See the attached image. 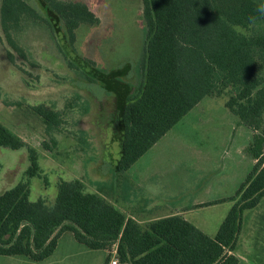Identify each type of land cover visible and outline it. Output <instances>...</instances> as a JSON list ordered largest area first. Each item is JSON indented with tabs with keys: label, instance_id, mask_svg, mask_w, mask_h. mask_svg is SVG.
Wrapping results in <instances>:
<instances>
[{
	"label": "trees",
	"instance_id": "trees-1",
	"mask_svg": "<svg viewBox=\"0 0 264 264\" xmlns=\"http://www.w3.org/2000/svg\"><path fill=\"white\" fill-rule=\"evenodd\" d=\"M141 2L146 34L139 85H131L121 69H97L95 78L120 96L115 122L122 148L114 169L128 170L204 97L226 95L228 109L254 130L247 150L255 163L236 194L224 199L233 201L232 207L211 237L177 214L143 225L106 195L87 191L79 178L61 179L52 204L44 198L31 200V178L47 181L39 152L0 122V146L27 147L29 157L25 179L0 193L1 255L44 261L69 231L88 248L107 250L104 264H109L114 245L121 264H239L235 250L243 214L264 198V14L257 11L264 0ZM38 3L41 9L28 0H1V26L13 63L14 51L28 58L20 34L30 23L44 22L52 33L60 28L73 45L81 24L99 21L81 1ZM28 107L56 144L52 134L64 122L63 113L45 104Z\"/></svg>",
	"mask_w": 264,
	"mask_h": 264
},
{
	"label": "rangeland",
	"instance_id": "rangeland-1",
	"mask_svg": "<svg viewBox=\"0 0 264 264\" xmlns=\"http://www.w3.org/2000/svg\"><path fill=\"white\" fill-rule=\"evenodd\" d=\"M28 1L41 9L38 0ZM76 1L86 3L99 21L81 24L73 45L60 28L52 33L44 22L30 23L20 34L28 58L14 51L16 63L9 59L0 15V122L38 150L47 177L31 178L30 199L52 204L61 179L79 178L87 191L106 195L124 213L139 212L143 225L187 209L200 221L213 220L232 201L204 204L234 196L254 166L247 150L254 130L228 109L226 95L206 96L128 170L116 172L120 96L95 78L97 69H121L131 85H139L146 34L142 2ZM39 104L63 113L64 122L52 134L56 144L28 107ZM28 165L27 147L0 146V193L25 179ZM237 244L239 264H264V198L244 212ZM107 256V250L88 248L67 231L44 261L0 254V264H104Z\"/></svg>",
	"mask_w": 264,
	"mask_h": 264
},
{
	"label": "crops",
	"instance_id": "crops-1",
	"mask_svg": "<svg viewBox=\"0 0 264 264\" xmlns=\"http://www.w3.org/2000/svg\"><path fill=\"white\" fill-rule=\"evenodd\" d=\"M224 199H226V198H224ZM224 199L218 200L214 204L217 205L220 202H229V200H224ZM233 203L234 202L232 201V203L231 204H227V206L226 205H223V206H226V208L218 209V212L216 213V216L214 217L213 220H210V221H204V220L203 221H200V220H198L196 217H194V216L191 215V212H192L191 209H187V210H183V211H180V212L171 213L170 215H166V216H159V217L155 216V219L156 218L158 219V218H162V217H167V216H171V215H175V214L181 215L185 219H187L188 221L192 222L195 226H197L199 229H201L207 235L213 237L217 233L220 225L224 221V219H225L228 211L232 207ZM228 205H231V207L228 206ZM127 215L128 216H131V217H133L135 219H137L140 223L143 220L142 215L139 212H137L136 215H134V214H127ZM237 246H238V244H237ZM236 249H237V247H236Z\"/></svg>",
	"mask_w": 264,
	"mask_h": 264
},
{
	"label": "built area",
	"instance_id": "built-area-1",
	"mask_svg": "<svg viewBox=\"0 0 264 264\" xmlns=\"http://www.w3.org/2000/svg\"><path fill=\"white\" fill-rule=\"evenodd\" d=\"M109 264H121L116 245H114L112 248L111 259L109 261Z\"/></svg>",
	"mask_w": 264,
	"mask_h": 264
},
{
	"label": "clouds",
	"instance_id": "clouds-1",
	"mask_svg": "<svg viewBox=\"0 0 264 264\" xmlns=\"http://www.w3.org/2000/svg\"><path fill=\"white\" fill-rule=\"evenodd\" d=\"M257 11L261 14H264V2H261L260 4L257 5ZM237 32L240 31L239 28L236 29Z\"/></svg>",
	"mask_w": 264,
	"mask_h": 264
}]
</instances>
